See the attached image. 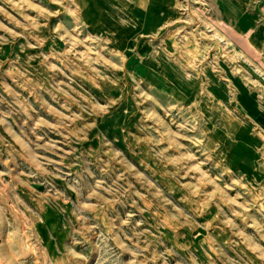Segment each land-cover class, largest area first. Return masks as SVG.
<instances>
[{"label": "rangeland", "instance_id": "rangeland-1", "mask_svg": "<svg viewBox=\"0 0 264 264\" xmlns=\"http://www.w3.org/2000/svg\"><path fill=\"white\" fill-rule=\"evenodd\" d=\"M0 262L264 264V0H0Z\"/></svg>", "mask_w": 264, "mask_h": 264}, {"label": "bare ground", "instance_id": "bare-ground-1", "mask_svg": "<svg viewBox=\"0 0 264 264\" xmlns=\"http://www.w3.org/2000/svg\"><path fill=\"white\" fill-rule=\"evenodd\" d=\"M22 229H23V227H22ZM4 238H5V237H4ZM6 238H7V237H6ZM6 238H5V239H6ZM1 261H2V260H1ZM0 263H1V262H0Z\"/></svg>", "mask_w": 264, "mask_h": 264}]
</instances>
